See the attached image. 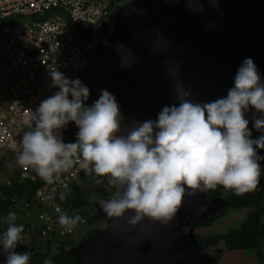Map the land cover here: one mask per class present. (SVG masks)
Listing matches in <instances>:
<instances>
[{"label":"clouds","instance_id":"1","mask_svg":"<svg viewBox=\"0 0 264 264\" xmlns=\"http://www.w3.org/2000/svg\"><path fill=\"white\" fill-rule=\"evenodd\" d=\"M215 7V0H210ZM202 12L203 8L191 7ZM178 64L167 69L176 79L177 104L165 105L155 120L124 123L115 97L101 89L91 105L85 102L88 88L77 79L52 72V96L31 111L30 130L21 137L16 162L31 167L46 183L74 166L107 177L115 191L98 200L107 217L121 218L131 210L127 223L136 226L145 217L167 224L174 218L186 187L205 192L218 185L235 194L252 191L261 176L258 163L264 156V78L251 58H244L233 77L227 95L213 101H193L190 90L176 78ZM71 97V99L69 98ZM252 129L248 127L249 113ZM69 122L78 128L76 140L65 143L60 129ZM261 133L252 138V130ZM67 187L60 192L64 200ZM16 213L4 218L0 232L3 264H28L29 252L15 251L23 224H16ZM58 224L71 232L83 218L59 214ZM43 264H52L45 259Z\"/></svg>","mask_w":264,"mask_h":264},{"label":"water","instance_id":"2","mask_svg":"<svg viewBox=\"0 0 264 264\" xmlns=\"http://www.w3.org/2000/svg\"><path fill=\"white\" fill-rule=\"evenodd\" d=\"M190 4L203 11L191 10L188 0H129L113 8L102 40L106 61L100 87L115 97L125 124L155 120L163 106L178 103L176 79L167 72L174 64L176 78L194 102L226 96L244 58H251L264 78V0ZM259 133L252 130V136ZM210 190L186 187L167 224L145 217L133 227L127 223L131 210L121 218L107 217L96 201L93 208L103 228L69 254L74 264H214L194 234L197 222L226 208V201L209 195ZM15 251L35 249L18 243Z\"/></svg>","mask_w":264,"mask_h":264},{"label":"built area","instance_id":"3","mask_svg":"<svg viewBox=\"0 0 264 264\" xmlns=\"http://www.w3.org/2000/svg\"><path fill=\"white\" fill-rule=\"evenodd\" d=\"M113 8L110 0H0V22H5L0 25V172L8 157L16 159L21 151L31 111L58 91L51 73L77 79L95 55L99 34L109 28ZM10 20L17 21L15 26ZM67 131V126L60 129L63 142ZM91 172L74 166L49 184L31 167L18 165L20 180L37 178L42 183L35 192V217L22 234L51 240L53 235L60 239L81 235L84 217L71 232L58 224L59 214L74 215L62 210L56 196ZM4 183L9 185L8 179ZM20 213L29 215L27 203L20 206Z\"/></svg>","mask_w":264,"mask_h":264},{"label":"trees","instance_id":"4","mask_svg":"<svg viewBox=\"0 0 264 264\" xmlns=\"http://www.w3.org/2000/svg\"><path fill=\"white\" fill-rule=\"evenodd\" d=\"M129 0H125L124 3H127ZM114 2V1H113ZM112 3V0H111ZM117 1L114 2L116 5ZM10 20L12 26H15L17 21ZM5 22H0V25H4ZM108 32H101L99 34L98 42L101 51H104L102 45V40ZM261 135V133L252 136L256 138ZM258 155L264 156V149L257 150ZM261 166V176L259 177V182L255 190L235 194L232 190H225L222 186H218L215 189H211L209 195L214 197L222 198L226 201V208L224 210L239 211L242 209L249 208L248 217L252 220L260 222L264 218V160L258 161ZM91 178L89 182L92 186L83 190L80 185H76L68 189V192L64 200L59 199V195L56 196L57 204L62 208L64 212L73 213L78 211V214L82 217L83 212L86 211L85 207L88 205V196H93L95 200L104 199L107 196H110V193L101 186L95 185V180H101L102 182L107 180L105 176H97L91 172ZM9 185L0 183V215L6 217L8 212H15L18 217L16 218V224H23L24 229L28 226V218L20 213V206L24 203L28 204V212L34 210L36 205L35 192L38 188L42 186V183L36 178L34 180L26 179L24 181L19 179L18 165L15 169L12 170L11 174L8 177ZM11 199H14L15 202L12 203ZM93 204L90 207L93 209ZM223 211V210H222ZM220 211V212H222ZM217 213L213 216L206 217L199 222L194 227L197 228H207L213 224V221L216 219ZM27 219V221L25 220ZM89 224L92 229L91 231L86 232L81 238H64L60 239L56 236H52L51 239H41L38 236L26 237L24 242L18 241V243H23L27 246L33 247L35 251L29 254V263L32 264H43L45 259H50L52 264H74L75 258L69 254L70 249L75 246L77 243L84 241L95 233H97L101 228L99 224L101 220L97 217L95 211L93 210V216L87 220L86 224ZM6 223L0 220V232H3L6 229ZM186 230V229H185ZM24 236L21 234V237ZM197 240L199 237L195 234ZM217 246L222 247L223 250L216 249L217 254L228 251H245V250H254L259 247L261 242L264 240V222L260 224L255 234H250L247 231H243L240 234L235 232H228L220 236L214 237ZM206 239L205 241H209ZM55 244H59V248L55 247ZM201 246V245H200ZM216 245H214L215 247ZM202 247V246H201ZM203 248V247H202ZM203 250L211 256L204 248ZM215 263H217V259Z\"/></svg>","mask_w":264,"mask_h":264},{"label":"rangeland","instance_id":"5","mask_svg":"<svg viewBox=\"0 0 264 264\" xmlns=\"http://www.w3.org/2000/svg\"><path fill=\"white\" fill-rule=\"evenodd\" d=\"M96 1V0H91ZM117 1L116 5L119 2H125V0H112V5L116 6L114 2ZM109 31V28L106 29V32ZM105 54L95 53L93 58L90 60L87 67L78 75V79L81 81L83 85H85L89 90V97L88 100L85 102L87 105H91L96 99L99 97L100 93V83L105 69ZM71 99V97H69ZM68 131L65 134V142L71 143L76 140V133L78 132L77 126L74 122H69L67 125ZM16 159L8 157L6 162L2 166L0 172V183H3L4 180L8 179L9 175L11 174L12 170L17 167ZM91 176H87L80 180L79 185L83 188V190L89 189L92 185L87 181H89ZM99 185L105 188L110 195H112L115 191L114 187L108 183V180L105 181H98ZM255 190V189H254ZM88 205L85 207L86 211L83 212V216L86 219H90L93 216V210L90 207L92 202H96L93 196H88ZM249 208L242 209L239 211H232V210H223L222 212H218L216 218L213 221V224L207 228H197L195 229V234L199 237L198 243L211 254L212 257L217 259V263L215 264H264V240L261 242L258 248L254 250H245V251H225L220 254H217L216 249L223 250L222 247L217 246L214 237L220 236L222 234L228 232H235L236 234H240L243 231H247L250 234H255L257 232L258 227L262 222H264V218L257 222L256 220H252L248 217ZM95 211V210H94ZM69 213V212H65ZM96 213V212H95ZM72 215L78 214V211L70 213ZM35 212L34 210L29 213L27 216L28 221L30 219H34ZM16 217L18 215L16 214ZM26 217V216H25ZM4 216L0 215V220L4 221ZM27 221V219L25 218ZM104 224L101 221L99 224L100 228H103ZM92 227L87 223L85 227L82 228L81 235L77 236L76 239L81 238L86 234V232L91 231ZM25 236H22L19 240L20 242H24ZM205 238L210 239L208 242L205 241ZM214 245H216L214 247Z\"/></svg>","mask_w":264,"mask_h":264},{"label":"flooded vegetation","instance_id":"6","mask_svg":"<svg viewBox=\"0 0 264 264\" xmlns=\"http://www.w3.org/2000/svg\"><path fill=\"white\" fill-rule=\"evenodd\" d=\"M110 2H111V0H110ZM124 4H126V3H124ZM115 7V6H114ZM95 53H99V54H102V53H104L105 54V52L103 51H101V49H100V46H99V42H98V44H97V47H96V52Z\"/></svg>","mask_w":264,"mask_h":264}]
</instances>
